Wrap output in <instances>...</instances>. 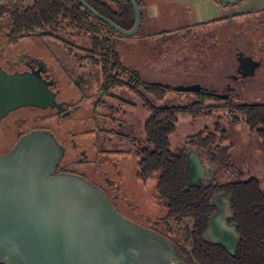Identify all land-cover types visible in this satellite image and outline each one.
I'll use <instances>...</instances> for the list:
<instances>
[{
	"label": "trees",
	"instance_id": "obj_1",
	"mask_svg": "<svg viewBox=\"0 0 264 264\" xmlns=\"http://www.w3.org/2000/svg\"><path fill=\"white\" fill-rule=\"evenodd\" d=\"M85 1L120 27L128 30L133 26L134 11L128 0ZM0 26H6L16 37L40 36L60 42L72 57L73 69L97 68L102 76L101 97L93 102V110L106 106L105 116L110 118L121 105L138 104L147 110L142 133L132 142L138 156V176L144 180L155 177L156 192L168 210L190 221L191 243L186 253L193 264H264V188L256 176L234 164L226 142L227 131L217 123L214 129L204 127L187 136L185 142L213 160L217 172L230 171L234 175L229 181L218 179L214 188L189 184L182 151L172 150L170 146V136L180 115L195 118L217 109L228 114L233 125L247 127L264 147V99L246 100L214 88L184 90L144 77L137 66L120 59L116 44L119 38L127 37L98 20L75 0H0ZM141 36L140 27L131 37ZM121 87L135 93L139 102L121 95L118 92ZM168 92L191 94L193 100L181 105L163 103ZM106 99H110L107 105ZM218 191L230 195L237 221L241 241L233 253L206 238L212 209L210 199Z\"/></svg>",
	"mask_w": 264,
	"mask_h": 264
},
{
	"label": "rangeland",
	"instance_id": "obj_2",
	"mask_svg": "<svg viewBox=\"0 0 264 264\" xmlns=\"http://www.w3.org/2000/svg\"><path fill=\"white\" fill-rule=\"evenodd\" d=\"M240 6L237 8L242 11ZM154 11L158 17L155 20L156 25L154 24L152 28L156 31L152 39L142 42L132 41L139 42L136 44L130 43L131 40L127 43L124 41L125 38H119L116 44L120 59L125 64H136L141 74L150 80H159L175 86L198 82L222 89L225 87L224 81L222 82L223 75L229 73L231 69L229 67L231 53L246 50L264 61V12L252 13L243 19L231 22L197 26L187 31L181 26L182 22L176 23L163 15L161 2L154 5ZM75 41L81 43L79 38H75ZM17 46L52 64L58 70L61 83L66 87V93H70L74 101L80 105L71 117H55L50 120V126L56 133L61 130L73 132L70 136L72 146L66 150L63 162L76 156L73 155L78 149L76 150L74 144H77V148L81 146L87 148L90 152H88L89 158L92 160L101 155L108 156V160L99 163L77 164L75 169L87 172L90 168L92 174L106 176L105 178L109 180L108 184L118 187L120 195L132 202L135 206H133L134 211L144 213L143 216L162 217L165 208L156 197L155 177L144 180L138 176V156L133 150L131 141L114 133L118 127V120H123L134 126L136 135H141L144 121L148 116L147 110L138 104L136 106L126 104L120 106L121 109L113 114V118L107 117L106 106L93 110V102L101 97L98 90L102 76L97 68L91 71L87 67L82 70L73 69L72 57L68 55L63 45L47 37H24L18 41ZM65 68L69 69L70 74ZM83 70L89 72L90 76L86 74V80L80 85L74 82L70 84L72 79ZM217 76L220 81L216 79ZM118 92L129 100L139 102L135 93L123 87L119 88ZM240 96L246 100L264 99V66L257 71L252 87L243 90ZM109 100H105V105L109 104ZM192 100L191 94L168 92L162 102L181 105ZM23 111L12 113L0 126V153L8 144L15 142V130L18 127L11 120L22 115ZM217 123L227 131L226 142L229 144L234 164L247 170L249 175L256 176L261 187L264 188V147L256 135L250 133L243 124L233 125L228 114L223 111L214 109L209 115L195 118L180 115L176 130L170 136L172 150L184 147L187 136L204 127L214 129ZM216 136H219V133ZM56 138L61 143L60 136ZM96 145L97 149H95ZM96 151L107 152H102L99 156ZM216 177L220 182L234 179L230 171L223 170H219ZM104 184L107 185L105 182ZM119 212L129 220L144 226L145 221L143 218L138 219L137 213Z\"/></svg>",
	"mask_w": 264,
	"mask_h": 264
},
{
	"label": "water",
	"instance_id": "obj_3",
	"mask_svg": "<svg viewBox=\"0 0 264 264\" xmlns=\"http://www.w3.org/2000/svg\"><path fill=\"white\" fill-rule=\"evenodd\" d=\"M75 1L120 35L134 36L140 28L137 0H128L134 11L128 30L85 0ZM242 60L249 65L244 70L251 72L254 60L250 56ZM51 99L38 71H0V118L20 106L45 108ZM64 154L65 146L46 129L25 133L0 154V263L186 264L169 238L124 217L99 186L81 175L59 172ZM193 172L189 171V183L197 180ZM207 235L230 253L239 237L235 225L221 220L219 214L211 217Z\"/></svg>",
	"mask_w": 264,
	"mask_h": 264
},
{
	"label": "flooded vegetation",
	"instance_id": "obj_4",
	"mask_svg": "<svg viewBox=\"0 0 264 264\" xmlns=\"http://www.w3.org/2000/svg\"><path fill=\"white\" fill-rule=\"evenodd\" d=\"M21 38L24 37H16L15 35H11L6 26H0V71L6 74L38 71L42 79L47 82V90L50 92L52 99L50 104L45 108L20 106L10 110L6 115L0 118V126H2L5 123V119H7L12 113L24 110L21 113L22 115L11 120L13 123H15V126L18 127L15 130V142L13 144H8L0 154L8 152L16 143V141L25 133L37 129H46L50 130L54 135L60 136L61 144L65 146V157L67 153L66 150L72 146V138L70 136L73 134V132L72 130H61V132H57V134L54 128L50 126V120L53 118L55 119V117L69 118L77 109L80 108V105L74 101V98L72 95H70V93H66V87H63L61 83V79L59 78L57 72L58 70L52 64L45 61L44 58H41L35 54H31L27 52L26 49L23 50L21 47L17 46V43L19 40H21ZM9 46H11V48H9ZM248 56H250L255 62L251 72L244 70L248 68L249 65L246 63V60H242L243 58L246 59ZM230 58L231 62H229V67L231 69L229 70V73L223 75L222 78V82L224 81L223 84L225 85L224 88L218 89L212 87L211 85H203L198 82L190 84L181 83L180 86H174L177 88L197 86L202 90L214 88L218 91H226L231 95H240L243 90H247L252 87L255 75L257 71L261 69L262 66H264V61H262L261 58H256L253 53H250L246 50L238 52L234 51L230 54ZM65 71L70 74L69 69L65 68ZM83 71L73 78L72 83L70 84H73L74 82L75 84L80 85L86 80V74L90 76L89 72ZM216 79L220 81L219 76H217ZM164 83L166 85L169 84L167 82ZM98 93H101L100 89L98 90ZM114 133L118 137L126 138L127 140L131 141V143L136 137L134 126L130 122L123 120H118V127H116V131ZM74 146L76 147V150L78 149L73 155L76 156L73 159L64 160V162L62 160V163H59L57 167L59 172H69L81 175L90 180L95 185L99 186L107 193L118 211L124 212V214H130L132 211L137 213L136 217L138 219L143 218L145 221L143 227L149 228L169 238L174 243L176 248L180 250V258L184 260L186 264H193L189 254L186 253V249L191 243V225L186 216L179 214L172 215L170 210H168L166 207V202L162 200L158 194L156 197L165 208V213L162 217L143 216L144 213L142 214L141 212L134 211L135 208H133L134 205L132 202L120 195L118 187L113 184H108L109 180L105 178L106 176L101 177V175L92 174L90 172V168L87 170V172L84 170L75 169L77 164H82L83 162L89 163L87 165H90L92 162L99 163L108 160V156H103L100 154L107 151H96L95 153L101 156L95 160H92L89 158L90 152L87 150V148L82 146L81 148H77V144H74ZM95 149H97V145L95 146ZM178 150L182 151L181 154L184 157L185 168L186 166H189V170L186 171L187 182L189 183V171L193 170V174L197 176V180L195 182L192 181V183L190 182L189 184H196L195 186L203 185L206 188H214L216 186V181L218 180L216 177L218 168L216 163L213 162V160L206 158L203 155L202 150L196 146L185 145L184 147L177 149V151ZM198 166H200L199 170ZM104 182L107 185H105ZM210 204L212 209L209 214V221L213 215L219 214L221 220L226 221L228 224H234L236 231L238 232L237 221L234 218L235 213L231 203L230 195L225 191L214 192L210 199ZM206 238L207 240L211 241L208 235ZM238 241H241L240 238L237 240L236 249L238 247Z\"/></svg>",
	"mask_w": 264,
	"mask_h": 264
},
{
	"label": "crops",
	"instance_id": "obj_5",
	"mask_svg": "<svg viewBox=\"0 0 264 264\" xmlns=\"http://www.w3.org/2000/svg\"><path fill=\"white\" fill-rule=\"evenodd\" d=\"M160 2L163 15L176 23L182 22L181 26L186 29L214 25L224 21L231 22L243 19L252 13L264 12V0H240L239 4H234V6L224 4L218 0H139L140 27L143 36L127 37L124 40L125 42L131 40L130 43H136L132 41L142 42L152 39L153 34L156 32L152 28L156 25L155 20L158 17L156 11H154V5ZM239 5H241L242 11L237 8ZM128 64L137 66L134 63Z\"/></svg>",
	"mask_w": 264,
	"mask_h": 264
}]
</instances>
